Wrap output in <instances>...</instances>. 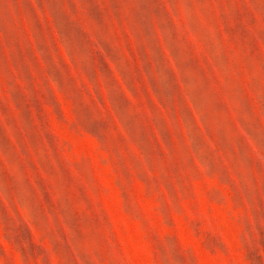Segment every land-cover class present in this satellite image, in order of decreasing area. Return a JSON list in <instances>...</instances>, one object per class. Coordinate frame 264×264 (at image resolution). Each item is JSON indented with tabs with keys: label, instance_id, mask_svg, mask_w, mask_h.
Instances as JSON below:
<instances>
[{
	"label": "rangeland",
	"instance_id": "rangeland-1",
	"mask_svg": "<svg viewBox=\"0 0 264 264\" xmlns=\"http://www.w3.org/2000/svg\"><path fill=\"white\" fill-rule=\"evenodd\" d=\"M0 264H264V0H0Z\"/></svg>",
	"mask_w": 264,
	"mask_h": 264
}]
</instances>
